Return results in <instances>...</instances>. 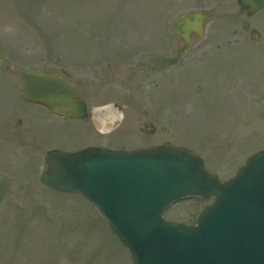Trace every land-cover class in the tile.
I'll list each match as a JSON object with an SVG mask.
<instances>
[{"label": "rangeland", "instance_id": "obj_1", "mask_svg": "<svg viewBox=\"0 0 264 264\" xmlns=\"http://www.w3.org/2000/svg\"><path fill=\"white\" fill-rule=\"evenodd\" d=\"M175 1L171 9L172 0H0V264H132L95 208L40 183L49 145L78 151L171 141L197 150L223 180L264 148V11L255 15L258 45L206 63L215 53L176 54L173 20L220 3L223 19L213 16L208 26L229 28L235 0ZM26 69L65 74L115 132L20 101ZM207 203L186 198L165 216L194 223Z\"/></svg>", "mask_w": 264, "mask_h": 264}, {"label": "water", "instance_id": "obj_2", "mask_svg": "<svg viewBox=\"0 0 264 264\" xmlns=\"http://www.w3.org/2000/svg\"><path fill=\"white\" fill-rule=\"evenodd\" d=\"M255 1L251 12L264 4ZM206 15H181L174 26L190 43L189 32L201 33ZM19 96L59 116H88L81 92L59 75L24 71ZM47 159L41 181L97 207L133 264H264V150L225 182L195 151L171 143L130 151L55 149ZM195 195L214 198L196 225L162 216L174 201Z\"/></svg>", "mask_w": 264, "mask_h": 264}, {"label": "flooded vegetation", "instance_id": "obj_3", "mask_svg": "<svg viewBox=\"0 0 264 264\" xmlns=\"http://www.w3.org/2000/svg\"><path fill=\"white\" fill-rule=\"evenodd\" d=\"M209 7V18L213 16H219V18L223 19L222 16V8L219 6ZM237 6V10L234 12L232 16L225 17L224 22L228 24V20L230 21L231 27L229 28H220V27H207L206 31L202 38H198L196 35H192L193 43L192 46L188 49H185L184 52H190L197 48H200L204 52L201 54L205 56L207 53L205 51H211V53H215L214 55L209 56L208 61L211 62L216 59L215 55H219L222 52H236L240 46H245L239 43L241 40H251L252 37L256 36L255 31L259 32V25L262 23L256 22V14L261 13L263 10H260L253 15H248L247 10L249 9L248 5ZM216 13V15H215ZM254 17V18H253ZM264 19V15H262ZM253 18V21H252ZM255 25H254V24ZM259 37L261 34L259 33ZM203 40L208 42H202ZM257 42H251L248 45H258ZM184 45V44H183ZM247 45V44H246Z\"/></svg>", "mask_w": 264, "mask_h": 264}]
</instances>
